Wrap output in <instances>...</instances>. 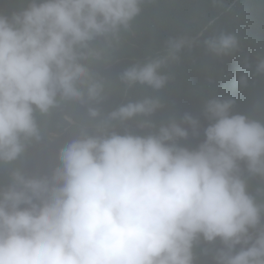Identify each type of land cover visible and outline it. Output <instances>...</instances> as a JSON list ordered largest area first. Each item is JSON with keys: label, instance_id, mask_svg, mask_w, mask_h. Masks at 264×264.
<instances>
[{"label": "clouds", "instance_id": "obj_1", "mask_svg": "<svg viewBox=\"0 0 264 264\" xmlns=\"http://www.w3.org/2000/svg\"><path fill=\"white\" fill-rule=\"evenodd\" d=\"M142 3L0 0V264H264V202L248 190V177L264 178V120L234 111L216 87L204 91L208 125L181 116L182 92L159 124L162 92L100 107L106 82L92 66ZM197 43L169 38L119 80L158 92L170 79L161 69ZM203 44L217 57L239 48L225 32ZM70 104L89 122L64 113ZM202 241L222 246L194 254Z\"/></svg>", "mask_w": 264, "mask_h": 264}, {"label": "trees", "instance_id": "obj_2", "mask_svg": "<svg viewBox=\"0 0 264 264\" xmlns=\"http://www.w3.org/2000/svg\"><path fill=\"white\" fill-rule=\"evenodd\" d=\"M140 7L141 13L128 30L121 32L119 42L107 50L104 60L92 66L106 82V99L101 109L109 106L114 110L128 100L160 96L162 92L165 107L152 117L159 124L174 116V101L182 92L181 116L190 112L193 116H202L201 122L208 125L210 121L204 115L203 104L210 97H205L204 91L216 87L224 90L226 97L236 99L234 111L264 120V74L256 72L257 64L264 59V0H143ZM221 32L235 34L239 48L217 57L207 50L203 40ZM185 35L196 37L199 43L183 49L178 61L161 69L170 77L163 89L157 92L139 84L125 88L120 82V73L126 67L156 58L163 54L169 38ZM245 63L250 67H245ZM242 73L248 76V86L244 88L239 84ZM64 113L79 124L89 122L86 110L81 112L78 105L70 104V110ZM60 118L43 117L41 126L55 124ZM62 122L66 124L63 119ZM79 135L78 125L71 127L66 140L70 142ZM248 190L258 202H264V178L248 177ZM221 246L218 241L213 244L202 241L194 247V254L206 255L203 249Z\"/></svg>", "mask_w": 264, "mask_h": 264}, {"label": "bare ground", "instance_id": "obj_3", "mask_svg": "<svg viewBox=\"0 0 264 264\" xmlns=\"http://www.w3.org/2000/svg\"><path fill=\"white\" fill-rule=\"evenodd\" d=\"M66 139H64V140H60L61 142H64Z\"/></svg>", "mask_w": 264, "mask_h": 264}]
</instances>
